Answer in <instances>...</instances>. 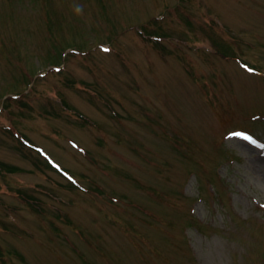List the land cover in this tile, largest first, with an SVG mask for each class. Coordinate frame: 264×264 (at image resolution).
<instances>
[{"label": "rangeland", "instance_id": "rangeland-1", "mask_svg": "<svg viewBox=\"0 0 264 264\" xmlns=\"http://www.w3.org/2000/svg\"><path fill=\"white\" fill-rule=\"evenodd\" d=\"M0 264H264V0H0Z\"/></svg>", "mask_w": 264, "mask_h": 264}]
</instances>
